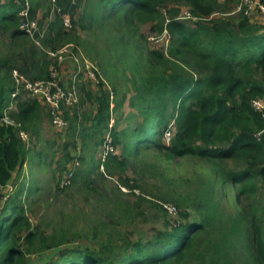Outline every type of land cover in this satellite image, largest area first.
<instances>
[{"label":"trees","instance_id":"trees-1","mask_svg":"<svg viewBox=\"0 0 264 264\" xmlns=\"http://www.w3.org/2000/svg\"><path fill=\"white\" fill-rule=\"evenodd\" d=\"M255 1L264 6V0ZM81 3L79 19H68ZM180 4L199 20L182 19ZM222 4L220 0H0V33L8 37L10 45V52L0 55V119L6 107L12 105L6 114L17 125L0 122V264H31L30 255L66 244L62 234L46 236L27 216V199L35 195L36 186H26L28 151L18 133L39 134L45 98L32 95L24 85L18 87L14 99L12 93L16 86L14 73L30 83L58 80V74L62 75L68 66L49 54L56 55L64 47L77 44L83 32L100 33L110 41L111 45L101 51L104 61L98 65L108 79L114 78V84L109 95L97 77V106L81 126L82 148L90 150L104 144L110 97L115 98L120 90L127 87L133 93L129 107L135 114L129 118H139L134 125L110 129L113 151L98 162L91 156L84 170L86 178L105 173L117 176L118 190L124 187L129 193L136 194V189L143 192L124 175L129 160L153 152L169 160L192 156L213 162L240 160L246 166L237 172L214 171L198 198L200 208L192 223L187 221L186 210L191 209V201L174 193L164 200L172 202L186 221L166 224V229L150 241L132 242L121 235L119 242L107 238L97 249L62 248L47 261L32 264H182L218 215L214 186L220 189L223 185L222 190L227 185L238 186L242 196L258 194L260 181L264 180V137L258 140L255 136L264 128V109H256L253 103L264 101V16L257 7L258 15L253 11L245 15L242 9L235 17L214 18ZM45 8L44 19L49 10L53 17L42 30V23L36 19ZM253 15L259 22L253 21ZM31 24L35 27L30 34L26 29ZM143 25H149L158 35L166 33V53L148 45L140 33ZM119 72L129 79V85L119 83ZM46 116L50 118L48 111ZM69 116L73 117L70 128L75 129L77 119L74 114ZM62 117L66 122V113ZM168 130L172 136L166 143ZM18 177L21 184L17 185ZM74 178L72 172L69 184L61 188L69 187ZM11 184L14 189L10 191ZM138 200L168 212L144 194ZM136 208L127 209L126 214H138ZM236 218L241 221L235 225L241 223L245 232L241 237L242 251L249 255L245 264H264V224L251 212L248 215L241 211ZM232 234L230 228L224 236L226 241ZM234 257V249L223 248L220 252L224 264L234 262Z\"/></svg>","mask_w":264,"mask_h":264},{"label":"rangeland","instance_id":"rangeland-1","mask_svg":"<svg viewBox=\"0 0 264 264\" xmlns=\"http://www.w3.org/2000/svg\"><path fill=\"white\" fill-rule=\"evenodd\" d=\"M220 2L221 4L225 3L213 15L214 18L235 17L239 12L238 7L244 4V1L241 0H220ZM250 2L255 3L256 1L250 0ZM83 4L81 3L80 8L75 10L71 18H67L77 21L81 16ZM180 8L182 19L188 22L199 20L191 17L189 10L184 5L180 4ZM251 10L255 15H258L255 4L249 10L248 15ZM44 11L46 12L47 9L41 11L36 19L37 22L42 23V30L47 27L53 17L52 11L49 10L48 16L44 19ZM252 19L254 22H259L254 19V15ZM149 28V25L140 27V33L146 38L148 45L166 53L169 46L166 33L158 35ZM79 37L81 41H77V44L64 47L56 55L49 54V57L57 58L61 65L68 66L67 71L62 75L59 73V78L55 81L57 88L61 91L62 89L64 91L72 89V79L76 73L78 74L74 89L79 100L77 98L75 106L67 105L63 99L57 100L60 116H64L65 113L67 115L65 129H57L52 120L48 119V116L45 117L47 111L49 112L51 109V105L45 100L43 104L44 120L42 116L39 134L33 136L29 132L32 147L26 149L28 153L26 165H24V171L28 172L26 186L31 184L36 186L35 195L27 199L28 218L32 225L40 229L46 236L55 233L62 234L64 237L62 239L66 240V244L58 249L30 255L29 262L31 264L47 261L62 248L97 249L98 244L107 238L119 242L121 235L132 242H148L153 236L164 231L167 227L166 224L171 226L176 223H185L186 220L180 216V211L174 207L175 205L164 200L174 193L182 194L188 203L191 201V209L186 210L189 214L187 221L192 223L196 210L200 208L198 198L204 194L205 185L213 179L214 171L237 172L246 166L245 162L240 160L213 162L192 156L169 160L164 154L153 152L129 160V168L124 175L130 179L131 184H137L143 192L136 189V194L129 193L124 187L118 190L117 176L109 177L105 173L102 176L91 175L86 178L84 170L89 166L91 156L95 162H98L103 158L104 151L103 145L101 146L99 142L100 145L97 148L93 147L90 150L82 148L81 126L84 124L85 118L95 112L97 106L95 101L99 93L97 77L103 81V89L109 95L112 94L114 78L111 76V79H108L103 69L98 65V62L104 61L101 51H104L106 45H111L107 36L100 35V33L93 35L83 32L79 34ZM34 39L38 41L40 38ZM7 40L8 37L0 33V55L10 52ZM15 45L17 48L20 46L19 44ZM15 50L18 49L15 48ZM85 65H89V70L85 68ZM122 75L120 72L118 73L119 83L129 85V79ZM56 91L53 89L52 94L55 95ZM130 92L126 87L120 90V94L115 98H112L111 95L109 128L105 138L110 139V129L114 126L117 129H122L130 124L134 125L133 121H138L139 118L132 120L129 118L135 114V110L129 107V98L133 95ZM123 94L126 96L123 97ZM121 98L124 99L122 102ZM69 114H74L77 119L75 129L70 128L73 117H70ZM69 171L75 174V178L69 187L61 188L59 181ZM100 171L103 172L102 168ZM18 178L17 185L21 184L20 177ZM222 186L220 189L214 186L213 192V196L219 203L218 215L214 218L213 223L203 230L182 264H224L225 261L223 262L220 258L223 248H230L232 251L234 249L235 257L231 264H245L249 260L246 259L249 258V255L242 251L244 242L241 237L245 232L241 230V223L235 225L237 221H241L237 220L236 214L243 211L249 215L251 212L257 215L261 223L264 224V180L260 181L258 194L254 196L240 195L238 186L227 185L224 190H222ZM10 189H14L13 184L10 185ZM142 193L149 200L162 206H170L171 213H164L150 203H141L138 196L143 195ZM134 206H138L136 209L139 212L129 217L126 210ZM230 228H232L233 234L226 241L224 236L230 231ZM58 237L61 238V236Z\"/></svg>","mask_w":264,"mask_h":264},{"label":"built area","instance_id":"built-area-1","mask_svg":"<svg viewBox=\"0 0 264 264\" xmlns=\"http://www.w3.org/2000/svg\"><path fill=\"white\" fill-rule=\"evenodd\" d=\"M243 1H244V4H243L244 6L243 5L239 6L237 10L241 11L242 9H244V14L248 15L249 10L252 9L253 4H255V6H257L260 9L261 13L264 16V6L259 5L257 2L252 3V2H250V0H243ZM247 4H249V6H247ZM34 27H35V25L31 24L30 28H27L26 31L31 34V30ZM85 68L87 70H89L90 67H89V65H85ZM77 75L78 74L76 73L72 79V81H73L72 87L73 88L70 90H67V91H64L62 89V91H63L62 92L61 89L57 88L55 81L48 82V83H45V82H34V83L31 82L30 83L27 80L19 77L16 73H14V80H15L16 86H15V91L12 93V99H14L18 95V91H19L18 87L20 85H24V88L26 91L27 90L31 91L32 95H38L40 97L41 96L44 97L45 100L51 105V109L49 110V112H50V119L52 120L54 127H56L57 129H65L66 128V122L63 119V117L60 116L61 113L59 112L58 107H57V100L63 99L67 105H71V106L77 102L78 96H77L76 90L74 89V83L76 81ZM53 89L57 90L55 95L52 94ZM253 105L256 109H259V110L264 109V101H256L253 103ZM11 108H12V105H9L8 107H6V110L4 111L3 117L0 119V122L5 123L6 125H12V126L16 127L17 126L16 123L13 120L9 119L7 117V114H6V111L10 110ZM171 136H172L171 132L169 130L166 131V133L164 135V139H165L166 143H169ZM18 137L24 143L25 149H29L30 147H32L30 145L31 136L29 133L24 132V131H19ZM255 137L258 140L263 138L264 137V128L262 131L258 132V134ZM103 151H104L103 157H105V155L108 154L109 152L113 151V148L111 145V140L108 137H106L105 142L103 144ZM71 177H72V172H69L66 176H64L62 178L60 186L64 187L65 185H68ZM9 190H11V189H9ZM163 208L165 210H167L169 213H171V211H172V208L168 205H164ZM174 211H176L175 208H174Z\"/></svg>","mask_w":264,"mask_h":264},{"label":"crops","instance_id":"crops-1","mask_svg":"<svg viewBox=\"0 0 264 264\" xmlns=\"http://www.w3.org/2000/svg\"><path fill=\"white\" fill-rule=\"evenodd\" d=\"M42 116H43V120H44V114Z\"/></svg>","mask_w":264,"mask_h":264}]
</instances>
